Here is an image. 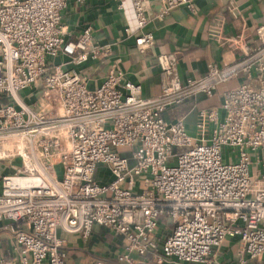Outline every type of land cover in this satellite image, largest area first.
Returning <instances> with one entry per match:
<instances>
[{
    "label": "built area",
    "instance_id": "2783aa9c",
    "mask_svg": "<svg viewBox=\"0 0 264 264\" xmlns=\"http://www.w3.org/2000/svg\"><path fill=\"white\" fill-rule=\"evenodd\" d=\"M131 1L144 50L155 43L149 0ZM157 1L159 18L196 2ZM67 4L0 0V161L12 170L0 180V264H67L62 232L89 238L96 225L123 237L126 264H218L228 239L241 262L264 259V23L218 34L240 55L199 77L183 79L177 55L160 54L162 91L144 96L116 62L90 86L80 67L107 60L112 45L91 26L70 39ZM239 77L220 92L222 113L199 110L195 135L183 116L166 117Z\"/></svg>",
    "mask_w": 264,
    "mask_h": 264
},
{
    "label": "crops",
    "instance_id": "0c3cea01",
    "mask_svg": "<svg viewBox=\"0 0 264 264\" xmlns=\"http://www.w3.org/2000/svg\"><path fill=\"white\" fill-rule=\"evenodd\" d=\"M234 1L240 10L236 15L228 7L229 0H196L194 10L180 6L159 18L156 15L162 4L149 0L151 19L145 30L154 33L155 43L144 50L135 41L140 30L131 0H124L123 8L119 7L117 0H87L85 3L68 0L62 21L67 26L70 39H74L86 26H91L96 42L112 45V54L107 60L102 63L93 60L80 67L88 75L91 87L98 86L116 62L127 78L142 83L144 96H155L162 91L164 82L163 71L157 63V57L162 53L177 55L183 79L199 77L212 66H222L238 59L239 52L231 46L221 45L217 36L239 32L243 26L254 33L255 27L264 23V0ZM127 28L130 32L126 31ZM255 37L253 35L250 40L257 43ZM242 80L239 77L223 83L213 98H192L169 109L165 115L170 120L183 116L187 131L194 130L196 134L199 110L219 107L222 113L220 92L237 86ZM10 172L9 166L0 161V180L3 174ZM62 236L68 250L67 264H126L117 258L124 248L123 237L109 228L96 225L89 238L67 232H62ZM235 244V239H228L222 245L218 250V264H264V259L241 262ZM2 249L9 254L6 238L1 239ZM144 260L150 261L149 258Z\"/></svg>",
    "mask_w": 264,
    "mask_h": 264
},
{
    "label": "rangeland",
    "instance_id": "374dc122",
    "mask_svg": "<svg viewBox=\"0 0 264 264\" xmlns=\"http://www.w3.org/2000/svg\"><path fill=\"white\" fill-rule=\"evenodd\" d=\"M188 131L191 132L192 134L194 133V130H188ZM194 134H195V133H194ZM230 151H231V149H230L229 147L224 148V153H225V156H226V157L229 155ZM231 153H232V152H231ZM226 157H225V158H226ZM105 169H106L105 167H100L99 172L101 173V175L104 174ZM57 170H58L59 174H62V166H61V165H57ZM106 171H107L106 175L109 176L110 174H109L108 169H107Z\"/></svg>",
    "mask_w": 264,
    "mask_h": 264
}]
</instances>
